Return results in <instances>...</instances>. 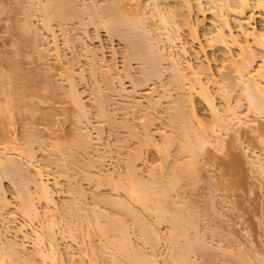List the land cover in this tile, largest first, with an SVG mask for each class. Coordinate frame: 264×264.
Instances as JSON below:
<instances>
[{"label": "bare ground", "instance_id": "obj_1", "mask_svg": "<svg viewBox=\"0 0 264 264\" xmlns=\"http://www.w3.org/2000/svg\"><path fill=\"white\" fill-rule=\"evenodd\" d=\"M79 1L81 3L83 2L81 0H51L48 3L46 2V5L45 4L44 6L41 5L42 9L39 7L40 9L39 11L42 12L43 10L46 14L45 15L46 19L44 21V24H42L43 26L42 28L45 29L44 31L48 30L47 31L48 33L51 32V36H54L52 37L53 38L52 43L56 49V50L55 49L53 50H55V53L57 51V54H56L57 58L55 54L53 56L58 60L61 57H63L59 55L60 50L57 47L58 46L57 42L59 43V41H57L55 32L53 31L51 27V23L53 20H58L60 25H62L63 29L65 30L64 26H67V24L70 21H73V19L75 18H78V17L81 18L80 15H82V13H84L85 11L90 10L92 12V13H90V11L89 13L86 12V14H89V15L92 14L91 18H93L94 15L96 16L98 15V17H96L99 19L97 22L98 24H96L98 25V27L99 26L100 27L102 26V28L105 27L107 29L106 31L110 33L109 35H112L115 37L119 36V38L123 39L127 43L128 45V52L126 56L127 62L136 60V61H139V63H141L142 74L140 75L141 79L139 78L140 81L136 80L138 83V84L136 83L137 86L138 85L140 86V84H143V83L145 85L146 81L148 82V80L150 81L154 77L161 76L162 73H164L163 69L161 68L163 65L162 62H167L168 65H170L169 70H171L173 74V78L176 79L175 83L178 84L176 85V89L178 86L179 87L178 89L182 90L181 93L186 88L185 82L183 83V81L185 80L187 81V79H189L188 80L189 82L187 81L188 86H189V87L187 86V88H189L188 92L186 93L184 91L185 92L183 94L185 95L184 98L182 99L180 97L181 99L180 101H177L178 103L174 104L173 102V104L175 105V106L172 105L173 109L170 108L173 110V112L171 111L172 116H173L172 123L174 124V125L172 124L173 126L172 133L174 135L176 134V137H174L173 134L168 136L166 132L165 133L161 132L160 133L161 140L159 141L158 139H156L157 137L156 138L154 137L155 135L153 136V134H151V131L149 130L148 123H147L149 122L148 119L145 118V121L148 120L146 121V123H144L145 121L144 122L139 121V122H142V125L138 126L137 127L138 130H137L136 127H133L134 125L133 123L137 121V120L134 121L136 119L135 118L133 120L134 122L131 123L133 125L130 124L131 126H129L130 127L128 129L130 130L129 136H132L134 138L137 137V139L139 138L140 140L138 141H140V143L137 144L138 146H136L137 148L135 150H131L133 151L131 152V154L129 152L130 155L127 156L128 158H126L124 177L121 174L120 175L118 174L117 176L115 174L116 172L112 174L111 172L108 171L109 173H111L110 175L107 174L108 173L107 171L105 173L107 174L106 178H107V181H109V185L111 183V185L109 186V187L112 186L111 191L114 192L115 194L118 193V195L122 193L121 194L122 197L120 195H119L120 197H117L118 196L117 194H116L117 196L113 197V193H111L112 195L110 196L108 194V197L106 194V197H105L97 193L95 197L93 196L95 203L91 208L84 204L85 199H86L84 198V196L86 197V195H84L85 194L84 189L81 188L82 185L79 183L81 185V187H79L74 182L77 185L74 190L75 193H77V195L75 194L76 197L74 196V200H73V197L71 198L73 200L72 203L66 204L68 205L67 209L68 208L69 209L67 213L65 212L67 214V217L69 216L68 221L66 223V224L69 223L68 224L69 226L65 227L66 224H64V228L61 227L62 229H60L59 226H61V224L63 225L62 221H60L59 222L60 225L58 226L59 231L55 230L57 228L51 227V225H53V223L58 218V217L56 218V214L52 212L53 210L52 208H57L60 206V205L58 206L57 204L58 202H56V199H55V194H57L55 189L57 188L60 189L61 183L58 181H55L53 185H51L50 184L51 180L50 178L47 177L48 175L46 174L45 176L44 171L39 168H36V170L34 169L33 171L34 173L32 174V165L30 163L34 161L35 159L33 155L35 152L34 148L36 146L34 147V145H36V143L43 144V145L46 144V142L44 143V141L41 140L42 139L41 137H38L40 134L39 132H37L38 134L36 133L38 136L35 135V132L38 131V129L36 130L35 128L37 125V124L35 125V117H38L37 119L40 118L41 121L42 119H44V121L46 120V122L43 121L44 125L46 123V127L45 126L44 127L46 128V130H48L49 132L53 134L54 133L53 129L55 128L52 125L51 120L54 121V118H53L54 115H52V112L54 113V111L51 110V108L54 107L53 106L54 99L57 98L58 100V97H60L61 95L63 96L64 94H67V96L65 95V97H68L70 101L69 103H71L74 106V112L77 109V112L80 115V116L77 115L79 121L83 119V117L86 120L88 119V118H85V117H88L86 116V112H87L86 103L87 102L85 103L83 94L79 91L78 89L79 87L77 83L75 82L76 80L74 78V75L76 76L77 74L74 72V68L72 69L69 66L71 69L68 68L67 70L69 71H66L65 69L66 75L63 74L66 77L65 81H67L66 82L67 87L65 86L67 90L65 92L61 91L62 89L60 90V88H58L57 85H55V81L53 80L54 78L53 74H52L53 76L51 74L47 75V77L49 78V84L51 86H48V85L41 86V84H43L42 82L45 79H42L43 81H41L42 75H39V72L38 74L37 73L36 74L40 76L39 77V82H41L40 85H38L39 82L38 84L36 83L38 81L37 79L38 77H35V75L34 77H32L33 72L29 73L28 71L24 70V67L21 65L23 61L20 62L21 58L19 59V56H21V54L23 53L22 51H24L23 50L24 48L22 49V46H24L23 44L26 43L25 42L26 40H28L27 37L29 35L31 36L34 34L33 36L35 39H33V36H32L33 41L30 40V42L35 41L34 43L35 44L38 43V45H35V44L33 45L31 44V45L33 47L34 45L35 47L38 46L39 48H42V49L46 48L45 43H44V46H42L43 44L40 45L39 42H37L41 39V36L43 37L45 34L42 33V31L41 32L39 30L37 31L35 26L32 25L33 26L32 27L31 24H29V23H32V20L31 19L28 20V18H30L29 16L30 14L28 15L26 13L25 17L27 20L24 18L22 21V19L20 18L22 21L21 23H19L20 21L15 22V23L18 22L17 25L15 24L16 31L18 32L17 34L18 37L15 39L16 41H14V44H13L16 46V48L13 46L14 51L11 50L13 51L12 54H15V57L14 56H13L14 58L11 56L4 57L6 56L5 53H4L5 54L4 56L2 55L3 57L0 56L1 57L0 58V63H1L0 64V123H1L2 143L5 146L4 154L2 155L0 154V191H3L2 192L3 196L6 195L4 193V189L2 188L3 183H1V180L9 178L10 180L12 179L13 181L12 183H15V185L17 183V186L19 187L17 189L19 191V194L16 193L18 196V200H19L17 203L18 204L17 212L19 213V215H21V217L24 219V222H25L24 225H21V226L18 225L12 228L9 222H7L9 224L7 225L5 219H2L1 222H3L2 226L4 227V230H3L4 235L9 236L10 230L12 229L15 230L14 232L15 235L12 237L14 238L13 240L10 239L11 238L10 236H9L10 238L7 236L5 237L3 236L5 238L4 239L1 237V235H3L2 232L0 233V237L2 238V239L0 238V242L3 240V243L2 242L0 243V246H1L0 247L1 248L0 249L1 251L0 264H33V263L38 264V261H39V264H64L65 263L63 260L64 258H62L63 255L60 253L61 249H59L60 248L59 241L60 239L61 240L64 239L66 234H67L66 236L72 237L73 240H75V238H78V237L81 238V235L83 234L82 239H80L81 241L75 240L76 242L78 241V244L79 243L81 244L82 242L83 246L82 244L81 246L83 248L82 247L81 248H82L83 253L80 251L82 254L88 251L86 248H84V242L86 240L83 237H86V239L95 241V239L93 240V237L99 236L100 244L99 245L97 244L99 247L94 245L95 242H92L90 244V241L88 240L90 244L89 246L90 249L88 253L90 254V251H92L91 253L94 256V259H92L93 256H91V254L89 256L92 260H95L98 263L100 262L99 256L102 257L103 255H106L105 253L107 251H109V253H111L109 262L101 261L102 264L104 263L105 264H161L160 261L156 259V257L158 258V255L156 254V251L154 250L159 246L158 245L160 243L159 240L160 239L162 240V238H165V236L163 237V235L159 231L160 230L159 228L161 227L160 225H162L163 223L168 224L167 228L169 229L168 230L169 233L167 234L168 235L167 239L169 240L168 244H169L170 252L168 256L167 255L165 256L166 259L165 258L163 259L162 264H200V263H197V260H195V263H194L193 259L199 253L200 255L202 253H206L204 249L206 250L205 247L207 246H205L206 243L201 241L202 240V238H200L201 233L200 234L197 233L196 236L194 235L196 232H199L198 231L199 229L197 228L199 223L197 222V217L194 214V210L193 212L190 211L191 208L189 207L187 208L186 207L187 205L184 204L185 202L183 203V201L180 200L181 198L180 195H182L180 191L181 189L183 190V184H184L182 182L184 180L186 181L187 179H188L187 181L189 180L193 181L194 179L195 181H197L196 178H198L197 177L198 175L196 176V170H194L195 168L197 169V167H195L194 165L199 163V155L202 153L206 145H209L210 143L212 144V140H213V145H215L214 140L220 137L219 136V134L221 133L220 131L224 127V124L222 125V122L223 123L226 122L229 126V129L232 130L234 126L237 128H240L241 126V129H242L243 126L246 125L245 127L248 128L250 126L248 124L249 122L252 123L251 125L253 126V124L258 123L260 119L264 118V25H263V28L260 30L252 22L254 19V16H253L254 10H258L260 13L264 14V0H206L207 2H204V0H198V2L197 0H194L196 3H198L196 4V6L193 4L194 2H192L193 0H174L176 3L174 5L175 8L170 9L172 11H169V14L171 13L169 16L166 15L168 12L163 9L165 6L164 4L161 3V0H146L147 2H150L151 4H153V7H154L153 10L155 12V15L158 14V16H160L159 22L160 23L162 22L161 27L159 26L160 23L158 24L157 22V24H155L157 21L155 20V18L157 17L154 18L155 20L154 24L156 26L158 25L157 26L158 28H156L157 30L154 29L153 27H151L152 29L150 28L148 21H151L150 20L151 17H149V19L147 17L148 19L147 21V19H145L146 14L144 12L142 11L139 12L140 14L143 13L144 15V19H143V15H140L137 11H136L137 12L136 15L139 14L140 16L136 17L135 15L134 17L133 16L134 13L132 12L133 13L132 15L129 9L127 10L128 6L132 2H135L141 10L146 8L145 5L147 6V8L149 6H152V5H148V3L145 5H142L144 0H106L107 3L105 5H99L96 2L95 3L93 2L90 7L87 6L88 4L84 5V3L81 4ZM77 2L80 3L82 7L80 4L78 5ZM204 3L209 4L208 7L210 6L212 13L214 12L213 15L211 14L212 17H207V14H206L207 9L205 10L206 7L204 6L205 5ZM128 13H130L134 18L130 17ZM99 15H101L100 18H99ZM96 18H94V20L92 19L90 23L93 21L92 23L94 24L96 22L95 21ZM209 18H210V22H208ZM143 20L145 21V23ZM83 22L84 21L81 20V22L79 23H81L82 26H85L86 24H84ZM215 22H217L219 25H216ZM139 23L142 24V26H144L145 29L147 26L146 23H148L149 28L146 30L139 29V26H138ZM182 30L186 31V33L188 34L190 38V43L193 44L192 48L195 50V52H197L198 54H203L205 56L204 63H202V65H199L198 69L196 70L194 69L195 66L193 67L191 61L187 62L188 60L186 61L184 60L186 63H184L183 61V58L186 59V56L189 55L190 49L187 46L188 41L185 42L180 36V32ZM86 36L88 35L86 34ZM43 38L41 40H43ZM84 40L85 38L82 41ZM50 43H51V40H50ZM86 44H88V42L85 43L84 41V43L82 42L81 45L85 46L83 47L85 48V53L89 54V56L90 55L92 56L90 57L92 58L91 63H93V66H95V70H93V72L97 73L99 72L98 71L99 67L97 66V63L95 62L97 54L96 52L93 51L94 52L93 53L92 50H89L90 48H87ZM26 45H28V43H26ZM47 46H49V42ZM38 47L35 49L33 48L34 53L36 51L40 52V50H42V49H38ZM41 52H40V55H42ZM38 53L37 54L35 53L36 56L38 55L37 58H39L40 56ZM44 54H45V51L43 52V56ZM41 57L42 56H40L39 59H41ZM22 59H25L24 56ZM34 59L36 58L34 57ZM213 64H215L216 67L219 69L218 75H222V77L227 76L226 74L227 70H230V72L232 71L234 73L233 74L234 78L232 77V80H231L232 72L229 77V74H230L229 71H228L229 73L228 76L226 77V79L225 78L224 79L230 85V89L234 93L238 94L239 92L240 99L242 98L243 100H246L248 102V106H250L249 108L254 107L253 111L255 113V116L251 117V119L254 118V120L253 119L251 120L249 118V114L251 115V110H249L250 111L249 114H247L248 113L247 111L246 113L247 116H244V115L241 116L242 114L239 116V113H237V111L235 112L236 109L230 106L229 104L230 102H227L230 107L226 105L227 109L223 110L225 112H223L217 107V105L215 104L213 100V97L211 98L212 95L210 96V93H208L209 89L207 85L204 84L202 80V75L206 74L208 78L210 77L208 81L210 80L211 82L216 84L217 82L215 80L216 75L214 72H212ZM26 66L27 65L25 64V67ZM37 68H40V67H37ZM114 68L115 66L110 65V67L108 66L107 68L109 70L105 69L106 71L105 72L103 71L104 70L103 69L102 73L105 76H107L109 72L110 73L109 75H111L112 70ZM36 69H34V72L36 71ZM40 70H43V68L42 69L40 68ZM42 73L43 72H40V74ZM105 73H107V75ZM44 74H46L45 69H44L43 75ZM79 75L81 76V74ZM189 76L191 77L193 76L194 78L193 77L191 78ZM43 77L46 78L45 76ZM98 77L100 78V76ZM101 77L102 79L104 78L103 76ZM170 77H171V74H170ZM82 78L84 79V75H82ZM36 79L37 81H35ZM108 79H109V76H108ZM232 81H234V83ZM46 84H48V81L46 82ZM109 86H112V85H109ZM44 90H48L50 92V95H47V93L46 94L44 93L45 94L44 95L43 94ZM235 90L236 91L238 90V91L236 92ZM48 91H45V92H48ZM154 92L155 90L151 93H148L147 94L148 97L146 96V99L148 98V101H149L147 104L150 103L149 105H152L153 108L161 104V101L163 102V100L165 99L168 100L169 94L167 95L166 93H164V95L162 96L160 95L159 100H158V97H155L157 98V100H155ZM97 94L99 93L97 92ZM165 94L168 97L165 96ZM97 97L100 98L99 95H97ZM172 97H169V99H171ZM160 98H161V101H160ZM57 100L55 101V103L58 102ZM109 100L103 97L100 98V102H99V106L97 110V112H99V115H100L99 117H103V118L107 117V114H108L107 112H109L110 110L108 111L106 107H108L107 105L111 104V103H108ZM243 100L239 101L240 107L242 105L241 102ZM40 102L46 104L47 105L46 107H49V109H46V112L48 110L47 113L39 112V110L41 109L39 108L40 106L39 104H41ZM136 102L139 107L134 104L135 102H133L135 106H133V104L132 105L130 104L129 107L131 108L136 107V108H139L140 110V108L143 107L141 104V101H136ZM139 102L140 104H138ZM175 102H176V98H175ZM128 105L129 104H127V106ZM22 108L23 109L25 108V112H23ZM26 108L31 111V116L28 114L29 112L26 111ZM230 108H232L234 111ZM49 110L52 112L50 113ZM131 110L134 112V111H137L138 109L137 110L131 109ZM131 110H129V112H131ZM202 110H206L207 112H210L209 114H211V121L209 120V117L206 116L207 112L205 111V113H203ZM22 112L25 114H28L30 118L34 117V119L31 118L33 119L31 125L29 124L30 126H28L27 124L26 126V132H24L25 133V137H24L25 147L23 148L17 145L16 133H15V128H14V125H16L15 124L16 121L14 117L17 116L18 114H20L18 115L20 117L23 116ZM222 112L224 113V115ZM38 113L39 114L41 113V114L37 115ZM25 114H24V118L27 117ZM145 114L147 115L148 113H145ZM111 115L109 114L108 116H111ZM146 115L145 116L143 115V117H146ZM112 121L113 122L111 123L113 124L114 120ZM21 122H22V119H21ZM125 122H130V121L128 119ZM28 123H30V121ZM137 123L138 122H136L134 126H136ZM126 124L124 125L119 124V125L125 127ZM25 125L26 124L23 125V128L25 127ZM257 125L258 124L254 126L258 129ZM113 126L119 127L118 125H115V123L113 124ZM139 127L142 130H140ZM139 132L140 133L142 132V133L140 134ZM89 135L90 133H88V136ZM85 138L88 139L86 134H85ZM85 138L83 137V139ZM98 138L100 140L102 137H98ZM171 140H174L175 142ZM84 141H82L84 144L77 143L76 141L77 144H75L74 146L77 149L81 148L79 150H83L85 148ZM124 142L121 145L124 146V144H126V141ZM176 142H179L178 143L179 145L178 147L176 145L177 152L175 153V155L179 157L176 156L177 159L175 161L173 160L171 161L172 165L169 166L170 168L168 170L170 171V173L167 171L165 174L162 171V169L165 170L163 164H161L160 169L159 168L156 169L155 167L157 166H153L155 165L154 158H156V156L162 155V157H164V160L166 161H169V159L171 160V158L174 155L172 157L169 155L171 154L169 147L174 146ZM219 142L221 143V139L220 141L217 142V145H220ZM51 145L52 146L50 147V153H48L49 155L47 154V161H46L47 165H51V164L52 165L54 164V166L58 165L59 167V168L57 167L58 169H60V167L62 168L61 174L67 175L69 169L71 170V168H69L71 167V160L74 159V161H76L75 158H72L70 160V165H68L69 163L68 157L74 154L72 151L73 144L72 145L68 144L71 147L69 146L65 147V145L62 146L58 140L57 142H55L54 140L53 144ZM75 147L73 150H75L74 152H77ZM125 147L127 146L125 145L124 148ZM144 148H146V150ZM10 151H13L14 154L16 155L13 156L12 153L11 154L7 153ZM149 152L153 159L150 158ZM24 155H26L28 157L27 160H31V162L28 163L26 161L27 162L26 163L24 161L25 163H23L22 161L23 158L21 159V157L22 156L24 157ZM75 156H71V157H75ZM99 157L101 158L103 156L100 155ZM32 158L34 159L32 160ZM182 158L184 159L186 158V159L184 160ZM255 158H258L257 160L260 159L258 155L255 156ZM98 159L99 158L95 160L97 162H100V161L102 162L104 160V159L101 160L102 158L99 160ZM180 160H182L183 162L181 161L180 163ZM67 161L68 163L65 164ZM261 161L262 160L260 159L259 162ZM98 164H101V163H98ZM86 165L88 164L85 163L83 166H86ZM100 166L102 167V164ZM233 166L237 167L239 165L235 164ZM89 167L90 165L86 167V169H88ZM142 167L143 168L145 167L146 169L144 168L145 169L144 170ZM95 168L97 169L98 167L96 166ZM263 169L264 167L262 166L261 170L263 171ZM75 170L76 169H74V173L77 174V171L75 172ZM158 170H161V172L158 173L159 176H157ZM144 172L147 174L144 175L145 174ZM101 173L103 174L101 177H103L105 174L103 172ZM81 174H84V173H81ZM86 174L88 173H85V175ZM69 175L70 174H68V176ZM88 175H86V177H88ZM96 176L94 177L96 178ZM115 176H117V179ZM99 177L97 176V178ZM82 178H84V176H82ZM71 180L73 181V178H71ZM92 180H89V181H92ZM31 183L35 185V186L33 185L35 187V191L33 190V192H35L36 194L32 192V188L30 187ZM98 188L99 187L95 185V189H97L96 191H98L101 187L99 189ZM69 190H72L71 187ZM0 200H2L0 202L4 209L5 207L8 208V206H10L9 201L6 200V198L0 199ZM40 201L45 203L48 207L45 212L44 211L41 212V209L38 204V202ZM105 204L108 205L107 207H111L112 209L111 211H113L112 212L113 215L109 214L111 213V211L108 213L109 209L108 210L104 209L105 211H107V213L105 211H102V209L100 208L101 207L100 205H102V207L103 206L105 207ZM135 205H137L138 208ZM95 206H98V207L100 206V207L98 208ZM60 207H63V206H60ZM2 213L1 215H3ZM62 213L63 212L61 210V214ZM143 213H146V214H143ZM196 214L198 215V213ZM144 215L145 216L149 215L150 217L152 216L154 221L150 223V220H148L149 221L148 223ZM125 217H127L130 220V222L126 221ZM45 220L51 222V223L48 222V224L50 223V226L48 224L46 225L47 227L46 234H48V236L50 237V239L49 237L47 238L50 241L49 243L46 242L44 239L46 236L44 238L43 236H41L44 230L40 231L38 229L39 230L38 232L36 228L32 227V228H29L30 231H28L29 229H27L26 227V226H30L32 222L40 221V223L41 222L44 223ZM58 221H56L55 223H57ZM72 224L78 227L80 226L79 228H81V230L85 232L83 233L82 231L80 235L78 234L79 236L78 235L76 236L75 233H72V228H71L73 227ZM43 227L44 226H42L41 228ZM78 227H75V228H78ZM134 230H136L137 232L139 231L138 234H140L139 236H140V241H141L140 245L144 246L143 247L144 249H145V245L146 247L149 245H152V247H154L152 248L154 251L153 253L151 254L145 253L144 252L145 250H143V248L140 245L139 247H137L138 246L136 245L137 242H134L135 240L132 238V235L134 236L133 232H136ZM191 231H194L193 234ZM59 234L61 235V237L58 239ZM31 236L34 237V238L32 237L33 240H31L32 239ZM6 237L10 239V241L7 240ZM29 242L33 243L34 246L33 245L32 246L34 247V249H33V252H31L32 250L31 251L29 250L30 253H26V251L28 252L27 246L29 245L27 244ZM4 243L5 245H3ZM96 248H99V249H96ZM83 249H85V251H83ZM98 250H100L101 254L99 253ZM198 250H200V252H198ZM95 252H98L100 255L99 254L97 255V253ZM109 253H107V257ZM207 253H209V250L207 251ZM207 253H206V256L208 255ZM154 254H156L157 256L155 257ZM238 254H236L237 257H238ZM70 255L74 258L72 254ZM148 255L149 256L152 255L153 257L151 256L149 257ZM207 257L210 259H207L205 263L209 262L208 264H211L210 261L212 260V257H209V255ZM234 257L233 256L229 257V259L232 258L236 260L235 262H237V264H244L245 259L242 258L243 256L240 257L239 255L238 257L239 259L237 257L236 258ZM73 258L71 259V261L69 260L71 264H73L72 263V261H74ZM213 258H214V255H213ZM36 259H39V260L36 261ZM75 261H74V264H75ZM212 263H214V261Z\"/></svg>", "mask_w": 264, "mask_h": 264}, {"label": "rangeland", "instance_id": "obj_2", "mask_svg": "<svg viewBox=\"0 0 264 264\" xmlns=\"http://www.w3.org/2000/svg\"><path fill=\"white\" fill-rule=\"evenodd\" d=\"M49 1H51V0H49ZM49 1L48 0H0V56L3 57L6 54V56H4V57H8V56L9 57L10 56L15 57V54H12V52L14 51L13 46L16 48V46L13 45L14 41H16L15 39L18 37V35H17L18 32L16 31V25L18 24V22L17 23H15V22L20 21L19 23H21L24 18L26 19V17H25L26 13L28 15L30 14L29 15L30 18H28V20L31 19L33 24L32 23H29V24H31V26L32 25L35 26L37 31L38 30L40 32L42 31V33L45 34V35L42 34V35H44L43 36L44 38L41 36V39L43 38V40L40 39L43 42H41L40 40L37 42H39L40 45L43 44L42 46H44V43H45V45H46L45 47L47 49L45 47H44L45 49H42V48H39L37 46L38 49L43 50V51L40 50V52L42 51L41 52L42 55H40L39 51H38L39 53L37 51L35 52L36 54L38 53L40 56H42L41 59H39L40 56H39V58H37L38 55L36 56V54L34 53V49L37 48V47H35V45H38V43L36 42L37 44H35L34 43L35 41L32 42L33 41L32 36L34 34L31 36L29 35L30 37L29 36L27 37V39L29 41L28 40L25 41L26 43H28V45H26V43L23 44L24 46H22V49L24 48L23 49L24 51H22L23 53L21 54V56H19V59L21 58L20 62L23 61L22 62L23 64L21 63V65L24 67V70L28 71L29 73L33 72L32 77H34V75H35V77H38L37 78L38 81H37V79L35 80V81H37L36 82L37 84L39 82V77H40L37 75L39 72V75H42L41 81H43L42 79H45L44 81H46V82L48 81V84H46V82L43 81L42 83L44 85L41 84V86H45V85L51 86L49 84V78L47 77V75L53 74L54 76L53 75L52 76L55 79L53 77L52 78L55 81V85H57V87L60 88V90L62 89L61 91L65 92L67 90V88H66L67 87V83H66L67 81H65L66 77L64 76V75H66L65 69H66V71H69V70H67L68 68L69 69L74 68V72L77 74L76 76L74 75V78L76 80L75 82L77 83V85L79 87L78 88L79 91L83 94V98L85 100V103L87 102L86 103V109H87L86 110L87 111L86 116H88V117H85V118H88V119L86 120L83 117V119H81L79 121L78 116H80V115L78 114L76 108H75L76 109L75 112L77 114L74 112V106L71 103H69L70 102L69 98L65 97V95L67 96V94H64L63 96L61 95L60 97H58V100H57V98L54 99L53 100L54 101L53 102L54 107L51 108V110H53L54 113L49 110L50 113L52 112V115H54L53 118H54L55 122L53 120H51V123L55 128V129H53L54 133L52 134L51 132L46 130V128H45L46 123L44 125V122H46V120L44 121V119H42V121H41L40 118L37 119L38 117H35V125L37 124L35 128H36V130L38 129V131H36V130H35L36 132L34 131L35 135H37L38 134L37 132H39L40 134H39V136L38 135L37 136L41 137L42 138L41 140H43L44 143L46 142V144H45L46 146L43 144H38V143H36V145H34V147L36 146L37 148L33 147L35 150V152L33 151L34 152L33 157L35 159L32 158V160L34 159V161H32V162H31V160H27L28 157L26 155H24V157L23 156L21 157V159L23 158V160H22L23 163H25L26 161L28 163L31 162L30 164L32 165V174L34 173L33 172L34 169L36 170V168H39V169H42L44 171L45 176H46V174L48 175L47 177L50 178V180H51L50 184L51 185H53V183L55 181H58L61 183L60 184L61 188L55 189L56 193H57V194H55V199H56V202H58L57 203L58 206L59 205L63 206L64 209H63V207H60V206L57 208L50 207L53 209L52 212H54L56 214V218L58 217L56 221L59 220L57 223H55L56 221L53 223V225L55 224L54 226H56V227H54L53 225H51V227L57 228L55 230L59 231V228L60 229L64 228V224H66L68 221L69 216L67 217L66 213L68 212L69 208L67 209L68 205H66V204L72 203L74 200V196L76 197L77 193H75L74 190H75L77 185L79 187H81V185H82L81 188L84 189V192H85L84 195H86V197L84 196V198L88 199V200L85 199L84 204L86 206L91 207V208L95 203L94 197L97 193L99 195L105 196V197H106V194H107V197H108V194H109V196L112 195L111 193H113V197L118 195V193H116L117 194L116 195L114 192L111 191L112 186L109 187L111 185V183L109 185V181H107L106 176H107V174L110 175L111 173L114 174L116 172L115 174L117 176H118V174L119 175L121 174L124 177L126 158H128L127 156H129L131 154V152H133L131 150H135L137 148L136 146H138L137 144L140 143V141H138V140H140L139 138L137 139V137L134 138L132 136H129L130 135L129 134L130 130H128L130 128L129 126H131L133 124L135 125L136 122H138L136 126L133 125V127H136V129L138 130L137 127L142 125V122H144L145 118H146L149 120V122H147V123H148L149 130L151 131V134H153V136L155 135L154 137L155 138L157 137L156 139H158L159 141L161 140V136H160L161 132H164V133L166 132V134H168V136L173 134L172 133V131H173L172 130V128H173L172 117L173 116L171 113V111L173 112L172 105L175 106L174 104L178 103L177 101H180L181 98L182 99L184 98L185 95H183V94L185 92L186 93L188 92L189 88H187V86H188V82H189L188 80L189 79H187L188 82L186 80L183 81V83L185 82L186 88L181 93L182 90L181 89L179 90L178 86L176 89V85H178V84L175 83L176 79L173 78V74H172L171 70H169L170 65H168L167 62H162L163 65L161 63V65H162L161 68L163 69L164 73H162L161 76L154 77L150 81L148 80V82L146 81L145 85L143 83V84H140V86L139 85L137 86V84H138L137 81H140L139 78L141 79L140 75L142 74L141 63H139V61H136V60L135 61H133V60L129 61L130 63L127 62V60H126V56H127V52H128L127 43L123 39L119 38V36L115 37V36L109 35L110 33H108V31H106L107 29L105 27H103V28H102V26L98 27V25H96V24H98L97 22L99 20L98 18H96V17H98V15L97 16L94 15V17L91 18L92 14H90V15L86 14V12L89 13L90 10L85 11V12L83 11L84 13H82V15H80L81 18L78 17V18L73 19V21H70L67 24V26H64L65 30L63 29L62 25H60L58 20L52 21L51 27H52L53 31L55 32V36L57 37L56 38L57 41H59V43L57 42L58 46L57 45L56 46L60 50V51L58 50L60 52L59 55L63 56L59 60L56 59L57 58V55H56L57 51L55 53L56 49L52 43L53 42L52 37H54V36H51L50 31H49L50 33H48L47 29H46L47 31H44L45 29L42 28L43 27L42 24H44V21L46 19L45 18L46 14L43 10H42V12L39 11L40 10L39 7L42 9L41 5L44 6V4L46 5V2L48 3ZM81 1H83L82 3L79 1L81 4H83V3H84V5L88 4L87 6H89V7L92 5L93 2L94 3L96 2L99 5H105L107 3L106 0H81ZM192 2H194L193 4L195 6H196V4H198L194 0ZM197 2H198V0H197ZM204 2H207V1L204 0ZM80 3L77 2L78 5ZM100 3H102V4H100ZM147 3H148V5H152V6H149L147 8V6L145 5ZM149 3L150 2H147L146 0H144V2L142 3V5H145V7L147 8V9L145 8L146 10L145 9L141 10L135 2H132L128 6V8L127 7L126 8H127V10L129 9L130 13H132V12L134 13V15L132 13V15L134 17L137 14V12L138 13L140 11L144 12L146 14L145 19H147V17H148V19H149V17H151L150 18L151 21H148V19H147V21L149 22L150 28L153 27L154 29H156V28H158L157 27L158 25L156 26L155 24H157V22H158V24L160 23L159 22L160 16H158V14L155 15V12L153 10L154 9L153 4H151V3L149 4ZM161 3L164 4V6L166 7V8L164 7L163 9L168 12L166 15L169 16L171 14V13L169 14V11H172L170 9L175 8L174 7V5L176 4L175 1L174 0H161ZM206 4L204 6L206 7L205 10L207 9L206 10L207 11L206 12L207 17H212L214 12L212 13L210 6L208 7L209 4H207V6H206ZM35 7L37 8L38 11L36 10ZM81 7H82V5H81ZM30 8H32V9H30ZM22 9H23V11H22ZM86 10H88V9H86ZM129 11H127V12H129ZM90 13H92V12L90 11ZM130 13H128L130 15V17L134 18ZM139 14L136 15V17L143 15V13L140 15ZM100 16L101 15H99V18H100ZM253 16H254V19L252 21L253 24L261 30L263 28V25H264V22H263L264 21V14L260 13L258 10H254ZM155 17H157V18H155ZM20 18L22 19V21ZM94 18H96L95 19L96 22L94 21L95 22L94 24L92 23L93 21L90 23V21L92 19L94 20ZM154 18H155V20H157L156 23L154 22L155 21ZM138 19H139V17H138ZM143 19H144V15H143ZM81 20L84 21L83 23L86 24L85 26H82L81 23H79V22H81ZM208 20H209L208 22H210V18ZM136 21H137V19H136ZM34 23H35V25H34ZM144 23H145V21H144ZM161 23L159 24L160 27H161ZM146 24L148 26V23H146ZM215 24L219 25L217 22H215ZM138 26H139V29H142V30L145 29V27L142 26V24H140V23ZM147 26H146V29L149 28V26L148 27ZM33 29H35V28H33ZM234 31H235V29H234ZM85 33L89 37L86 36ZM180 36L182 37V39L185 42L188 41L187 46L190 49L189 55L186 56V59L183 58V61L184 60L185 61L188 60L187 62L191 61L193 67L195 66L194 69L195 70L198 69L199 65H202V63H204L205 56L203 54H198L197 52H195V50L192 48L193 44L190 43V38H189L188 34L186 33V31L182 30L180 32ZM46 37H48V38H46ZM84 38H85V40H84L85 43L88 42V44H89V45L86 44V47L90 48L89 50H92V52L94 51L97 54L96 55V61H95L97 63V66L99 67L98 68L99 72H97V73L93 72V70H95V66H93V63H91L92 58H90V57H92V56L91 55L89 56V54H86L85 48H83L85 46L81 45L82 42L84 43V41H82ZM33 39H35L34 36H33ZM30 40H32V41L30 42ZM50 40H51L52 44L50 43ZM48 42H49L50 47L47 46ZM31 44L32 45L35 44L34 45L35 48ZM53 49H55V50H53ZM11 50H13V51H11ZM30 51H31V53H30ZM44 51H45V54L43 56ZM10 54H12V55H10ZM23 54H25V55H23ZM31 54H32V56H31ZM54 54L56 55V58L53 56ZM23 56L25 59H22ZM34 57L38 60L34 59ZM32 59H34V60H32ZM185 61H184V63H186ZM24 63L27 65L26 67H25ZM42 64L44 65V67ZM110 65L115 66V68L113 69L114 71L112 70L111 75H109L110 74L109 72H108V75H107V73H105L107 75V76H105L102 72L105 71V69H107L108 66L110 67ZM92 66H93V68H92ZM97 66H96V68H97ZM37 67H40L41 69L43 68V70H40V68H37ZM34 69H36L35 72H34ZM44 69L46 70V74L43 75ZM109 69H107V70H109ZM168 70H169V72H168ZM47 71H48V73H47ZM228 71L230 72V70H227V73H226L227 76L229 74ZM40 72H43V73L40 74ZM212 72H214L216 75V77H215V80L217 81L216 84H214L210 80L208 81V79L210 77L208 78L206 76V74L202 75V80H203V83L207 85V87L209 89L208 93H210V96L212 95L211 98L213 97V100H214L215 104L217 105V107L222 111L224 109L226 110L227 109L226 105H228L227 102H230L229 103L230 106H232V108L236 109L235 112L237 111V113H239V116L241 114H242L241 116H243V115L247 116L246 115L247 111H248L247 114H249V112H250L249 110H251V115L249 114V118L251 119V117H254L255 116V113L253 111L254 107L249 108L250 106H248V102L246 100H243L242 98L240 99L239 92L237 94V93H234L230 89V85L225 81L227 76L222 77V75H218L219 69L216 67L215 64H213ZM231 72L229 74V77L231 75ZM79 74H81V76ZM170 74H171V77H170ZM233 74L234 73L232 72L231 80H232V77L234 78ZM82 75H84V79L82 78ZM43 76H45L46 78H44ZM98 76H100L101 79ZM101 76H103V77L105 76V77L102 79ZM108 76H109V79H108ZM189 77H191V76H189ZM106 78H107V80H106ZM173 80H174V82H173ZM232 82L234 83V81H232ZM40 83L41 82H39L38 85H40ZM235 83H236V81H235ZM109 85H112V86H109ZM186 89H187V91H186ZM154 90H155L154 98L158 97V100H159V96L164 95V93H166L167 95L169 94L168 95L169 97H172V96L173 97L171 99H169V97L165 94V96L168 97V100H166V99L163 100V98H162V100H163V102H162L161 98H160L161 104L158 105L159 107L158 106L155 107L156 108L155 109V108H153L152 105H149L150 103L147 104L149 101H148V98L146 99L147 94L153 92ZM45 91H48V90H44L43 94L47 93V95H50L49 91L48 92H45ZM97 92L99 94H97ZM180 93L182 94V96ZM170 94H171V96H170ZM97 95H99L100 98L103 97L107 100H109V98H110L108 103H111V104L107 105L108 107H106L108 111L110 110L109 112L106 111L108 113L107 117H106L107 120L105 117L104 118L99 117L100 115H99V112H97V110H98L100 98L97 97ZM227 97H228V99H227ZM175 98H176V102H175ZM178 98H179V100H178ZM229 98H231V99H229ZM56 100L58 102L55 103ZM155 100H157V98H155ZM240 100H243L241 102L242 108L240 107V104H239ZM129 101H130V103H129ZM132 101L135 102L134 103L135 105H137L136 101H141V104L143 106L142 108H140L141 111L139 110V108L129 107L130 104L131 105L133 104ZM173 102H174V104H173ZM40 103L42 104V106H41V104H39L40 105L39 108H41L40 109L41 111L39 110V112L45 113L46 109H49V107H46L47 105L42 103V102H40ZM127 104H129V105L127 106ZM134 104H133V106H135ZM138 104H140V102ZM147 105H148V107H147ZM149 106L152 108H150ZM126 107H127V109H126ZM170 108H172V109H170ZM232 108H230V109H232ZM131 109H133V110L138 109V110L133 112ZM22 110H23V112H25V108L24 109L22 108ZM129 110H131V112H129ZM26 111H28L29 112L28 114L31 116V111L27 108H26ZM202 111H203V113H205L206 110H202ZM47 112H48V110H47ZM223 112H225V111H223ZM145 113H148V114L146 115ZM209 113L210 112H207L206 116L209 117V120L211 121V114H209ZM24 114L25 113H23V116H21L22 118L20 116H18L20 114H18V115L16 114L17 116L14 117L15 121H16V123H15L16 125H14L15 133H16V142H17V145L20 146L21 148L25 147V140H24L25 139L24 138L25 133L24 132H26V126H27V124H28V126H30L33 119H34V117H31V118H33V119H31L28 114H25L27 117L25 116L26 118H24ZM40 114L38 113L37 115H40ZM109 114L110 115L112 114V115L108 116ZM143 115L144 116L146 115V117H143ZM223 115H224V113H223ZM19 117L22 119V122H21V119ZM108 117H109V119H108ZM112 117H113V119H112ZM29 119H31V120H29ZM110 119L114 120L115 125H118L119 127H117V126L114 127L113 126L114 123L112 124L111 122H113V121ZM128 119L130 122H125ZM252 119L254 120V118H252ZM25 120H26V122H25ZM39 120L41 121V123ZM133 120L134 121L137 120V121L135 123L131 124L132 122H134ZM148 120H146V121H148ZM29 121H30V123H28ZM139 121H142V122H139ZM146 121L144 123H146ZM24 124H26V125L23 128ZM33 124H34V122H33ZM119 124H121V125L126 124V125H125V127H123ZM223 124H224V127H223V129H221V131H220L221 133L219 132L221 134V135L219 134V136L221 138L218 137V139L214 140L215 145H213V140H212V144L210 143L209 145H206V147H204L202 153L199 155V163L194 165L195 167H197V169L194 167L195 168L194 170H196V176L198 175L197 176L198 178H196V176H195L197 181H195V179L193 181L192 180L187 181L188 180L187 179L186 181L184 180L185 182L184 181L182 182V183H184L183 184V190L181 189L180 192L182 193L183 197H182V195H180L181 196L180 200L183 201V203L185 202L184 204L187 205L186 206L187 208L188 207L191 208L190 211L193 212V210H194V214L197 217V222L199 223L198 227H197L199 229L198 230L199 232H196L194 235L196 236L197 233H199V234L201 233L200 234V236H201L200 238H202L201 241L206 243L205 246H207V247H205V246L204 247L206 248L207 251L209 250V253H207V251L205 249H204V251L209 255V257H212V260L210 261L211 264H237V262H235L236 260H234L232 258L229 259V257H232V256L234 257L238 253H239L238 257L240 255V257L243 256L242 258L245 259V261L243 260L244 264H264V169H263V171L261 170L262 166L264 167V118L260 119L259 122L256 123V124H258L257 125L258 129L255 127L256 124H253V126H252L251 125L252 123H250V122L248 123L250 125L249 126L250 129H249V127L246 128L245 127L246 125L245 126L242 125L243 126L242 129H241V126H240V128H237L234 126L235 128L233 127L232 130H230L229 126L226 122L225 123L222 122V125ZM37 126H38V128H37ZM126 127H127V129H126ZM139 129H140V127H139ZM253 129H254V131L255 130L256 131L254 132ZM140 130H142V129H140ZM218 130H220V129H218ZM88 133H90L89 136H88ZM85 134L88 137V139L85 138ZM173 136L176 137V134L175 135L173 134ZM83 137L85 139H83ZM98 137H102L101 138L102 140L100 139L101 140L100 141ZM130 137H131V139H130ZM53 138H54L55 142H57V140H58L59 143L62 146L65 145V147H68L69 146L68 144H71V145L73 144L72 151L76 156L74 154L70 155V157L71 156H75V157H71V158L68 157L69 163H68V161L65 163V164L68 163V165H70V160L72 158L76 159V161H74V159L71 160V167H69V168H71V170H73V171H71L69 169L70 172L68 171V174H70L69 175L70 177L68 176V174L67 175L61 174L62 168L60 167V169H58L59 168L58 165L57 166L56 165L54 166V164L53 165L52 164L47 165V162H46L47 161V154L50 153V147L52 146L51 144H53V142H54ZM219 138L221 139V143L219 142L220 145H217V142L220 141ZM71 141H72V143H71ZM76 141H77V143H82V144H84L82 142V141H84L85 142V145H84L85 148L84 149L82 148L83 150H79L81 148L77 149L74 146L75 144H77ZM124 141H126V144H124V146L125 145L127 146L125 148L123 145H121ZM171 141H174V140H171ZM73 142H75V143H73ZM178 143L179 142H176V144L174 146L169 147L170 153L172 154V155L171 154H169V155L171 157L174 155L172 157L173 159L171 158V160L169 159V161H166V160H164V157H162V155L156 156V158H154L155 159L154 160L155 165H153V166H157V167H155L156 169H158V168L160 169L161 164H163L165 170L162 169V171H163V173L166 174V172L170 168L169 166L172 165L171 161L172 160L175 161L177 159V157H179V156L175 155V153L177 152V147L179 145ZM176 145H177V147H176ZM41 146L43 149L41 148ZM222 146H224V147H222ZM69 147H71V146H69ZM74 147L77 150V152H74L75 151V150H73ZM118 147H120V148H118ZM144 149L146 150V148H144ZM4 151H5V146L2 143L1 123H0V154L1 155L4 154ZM129 152H130V154H129ZM7 153H10V154L12 153L13 156L16 155V154H14L13 151H10ZM149 154H150V152H149ZM100 155L103 156V157H101L102 159L99 157ZM257 155L262 160L261 162H259L260 159L257 160L258 158H255V156H257ZM123 157H124V159H123ZM97 158H99L101 160L104 159L103 160L104 162L103 161L97 162L96 161ZM150 158L153 159L151 154H150ZM182 159H184V158H182ZM93 160L96 162H94ZM165 161L168 163H166ZM181 161L182 160H180V163H181ZM236 161H237V163H236ZM72 162L73 163L75 162V163L73 164ZM178 162H179V160H178ZM32 163H34V164H32ZM83 163L84 164L86 163L88 165L83 166L84 165ZM91 163H93V164H91ZM98 163H101L102 167L100 166L101 164H98ZM75 164H77V165H75ZM235 164H237L239 166L234 167L233 165H235ZM72 165H73V167H72ZM89 165H90V167L88 169H86V167H88ZM77 166H79V167H77ZM91 166H93V167H91ZM94 166L95 167L97 166L98 168L96 169ZM90 168H92V169H90ZM74 169H76L75 172L77 171V174L74 173ZM86 171H88V172H86ZM106 171L107 172L109 171L111 173L108 172L107 174H105ZM112 171H114V172H112ZM158 171H157V176H159L158 173H160L161 170H158ZM101 172H103L105 174L103 177H105L106 180H105V178L101 177L103 175ZM168 172L170 173V171H168ZM81 173H84V174H81ZM85 173L89 174V175L86 174V175H88V177H86ZM98 174H100V175H98ZM146 174L147 173H145L144 175H146ZM63 175H65L66 177ZM81 175L84 176V178H82ZM96 175L98 177L100 176L101 179H100V177L97 178ZM94 176H96V178ZM117 176H115L116 179H117ZM71 178H73V181L71 180ZM88 178H89V180L94 179V180H92L93 182L89 181ZM97 180H99V181H97ZM12 182H13L12 179L10 180L9 178L1 180V183H3L2 188L4 189V193L6 195L3 196L2 195L3 191H0L1 192L0 193V199L6 198V200H8L9 204H10V206H8V208L5 207V209H4L1 205V202H0V233L2 232V234H3V235H1L2 238L7 236V235H4V233H3L4 227L2 226L3 225L2 224L3 222H1L2 219H5L6 224L7 225L10 224V226L12 228L14 226L24 225V223H25L24 219L17 212L18 211V209H17L18 204L17 203L19 201L18 196H17V194H19V191L17 189L19 187L17 186V183L15 185V183H12ZM69 182L70 183L72 182L73 184L71 183V185H70ZM102 183H103V185H102ZM99 184H100V186H99ZM31 185L33 186L34 184H32V183L30 184V187L32 188V192H33V190L35 191V187H34L35 185L33 186L34 188ZM69 185H70L72 190H69L70 189ZM72 185H73V187H72ZM95 185L98 186L99 188L100 187L101 188L100 189L98 188L99 190L96 191L97 189H95ZM58 190H59V192H58ZM33 193L36 194L35 192H33ZM121 194H119V195L122 197ZM119 195L117 197H120ZM15 197L17 200L15 199ZM72 197H73V200L71 199ZM0 201H2V200H0ZM38 204H39V207L41 209V212H43V211L45 212L46 209L48 208L47 205L41 201L38 202ZM100 206L99 207L102 209V211H105L104 209H106V210L109 209L108 210V213H109L112 210L111 207H107L108 205H106V204H105V207L104 206L102 207V205H100ZM135 206L137 207V205H135ZM95 207H98V206H95ZM65 209H67V210H65ZM212 209H214V210H212ZM55 210H56V212H55ZM61 210L63 212L62 214H61ZM105 212L107 213V211H105ZM112 212L113 211H111V213H109V214H112ZM1 213L3 215H1ZM196 213H198V215ZM65 214H66V216H65ZM143 214H146V213H143ZM148 216L149 215H146V216L144 215L146 221L150 220V223L153 222L154 221L153 217L151 216L152 217L151 218L149 216V218H148ZM64 217H65V219H64ZM198 217H199V219H198ZM125 219H126V221L130 222V220L127 217H125ZM145 219H144V221H145ZM60 221H62V223H63V225L61 224V226H59ZM7 222H9V224ZM48 222H50V221L45 220L44 223H42V222L40 223V221L39 222L35 221V222H32L30 226H26V227H27V229L33 227V228H36L37 230L39 229L40 231L44 230L42 232L44 235L43 234L42 235L40 234V235L43 236V238L46 236L44 239L46 242L49 243L50 241L47 239L49 236H48V234H46L47 233L46 232L47 231L46 225L48 224ZM50 223L48 224L49 226H50ZM148 223H149V221H148ZM68 224H66L65 227H68L69 226ZM42 226H44V227L41 228ZM58 226H59V228H58ZM72 226L73 227H71V225H70V227L72 228V233H75L76 236L78 234L80 235V233L83 231V230H81V228H79L80 226L78 227V226H75L73 224H72ZM74 226L78 227L79 229L75 228ZM160 226L161 227L159 228L160 229L159 231L163 235V237L165 236V238H162V240L160 239L161 241L159 240V242H160L158 244L159 246L157 248L155 247L156 249L154 251H156L158 258L156 257L157 256L156 254H154V255H155L156 259L159 260L160 263L162 264L165 256L166 255L168 256V254L170 252L169 251L170 248H169V244H168L169 240L167 239L168 238L167 234L169 233V231H168L169 229L167 228L168 224L163 223ZM39 230H38V232H39ZM79 230H81V231H79ZM28 231H30V229ZM134 231H136V230H134ZM14 232H15V230H13V229L10 230L9 236L11 238L9 236H7V237H9L10 239L13 240L14 238H12V237L15 235ZM84 232L85 231H83V233ZM138 232L137 231L133 232L134 236L132 235V238L135 240L134 242L138 243V244L136 243V245H138L137 247H139V245L141 244L140 236H139L140 234H138ZM191 232L193 234L194 231H191ZM75 234H73V235H75ZM66 235H65L64 239H62V240L60 239V241H59L60 242L59 243L60 244L59 249H61L60 253L63 255L62 258H64L63 259L65 262L64 264H71L70 261L73 257L70 254H72L74 256L73 260L74 261L76 260L75 264H77V262H78V264H82V263H84V264H96V263L102 264L101 261L102 262L103 261L109 262V259L111 257V255H110L111 253H109V251H107L105 253L106 255H103L102 257L99 256L101 258V260L99 258V261H100L99 263L95 260H92V259H94V256L91 253L92 251H90V254H91V256H93V258L91 259L89 256L90 255L88 253L89 249H90L89 246L92 242H95L94 245L98 246L100 244V237L99 236L93 237V240L95 239V241H92V240L86 239V237H83L86 240V241L84 240L85 241L84 242V248H86L88 251H86L84 254H82L83 253L82 252L83 244L81 242V244H82V246H81V244L80 243L78 244V241L76 242L75 240L82 239L83 234L81 235V238L78 237V238H75V240H73L72 237L66 236ZM58 236H59L58 237V239H59L61 237V235L59 234ZM7 237H6V239L10 241V239H8ZM32 237L33 236H31V238ZM197 237H199V236H197ZM33 238L31 240H33ZM49 239H50V237H49ZM7 240H5V241H7ZM88 240L90 241V244H89ZM20 241H21V239H20ZM1 242L3 243V240ZM31 242H29L27 244L29 246L26 245L28 248L27 249L28 252L26 251V253H30L31 250H32L31 252H33V249H34L33 246L34 245ZM48 243H46V244H48ZM3 245H5V243ZM140 246L142 248L144 247L142 245H140ZM152 248H154V247H152V245H149L147 247L145 245V249L143 248V250H145L144 251L145 253L151 254L154 252ZM96 249H99V248H96ZM83 251H85V249H83ZM98 251L100 253V250H98ZM198 252H200V250H198ZM95 253H97V255L99 254L98 252H95ZM107 253H109L108 257H107ZM206 253H202L201 255H200V253L199 254L197 253L198 255L196 257H194V259H193L194 263H195V260H197V263L208 264L209 262L208 263H205V262L207 261V259H210V258L207 257L208 255L206 256ZM0 254H1V251H0ZM86 254H88V255H86ZM211 254L214 255V258H213V255H211ZM80 256H82V257H80ZM150 256L153 257L152 255H150ZM193 256H195V255H193ZM236 257H234V258H236ZM38 260L39 259H36V261H38ZM74 261H72L73 264H74ZM213 261H214V263H212ZM33 264H35V263H33ZM38 264H39V261H38Z\"/></svg>", "mask_w": 264, "mask_h": 264}]
</instances>
